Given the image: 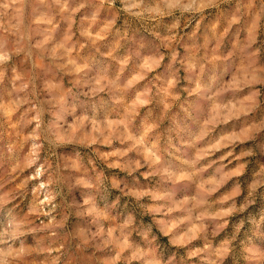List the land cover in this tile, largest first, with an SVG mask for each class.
<instances>
[{
    "label": "rangeland",
    "instance_id": "374dc122",
    "mask_svg": "<svg viewBox=\"0 0 264 264\" xmlns=\"http://www.w3.org/2000/svg\"><path fill=\"white\" fill-rule=\"evenodd\" d=\"M0 264H264V0H0Z\"/></svg>",
    "mask_w": 264,
    "mask_h": 264
}]
</instances>
